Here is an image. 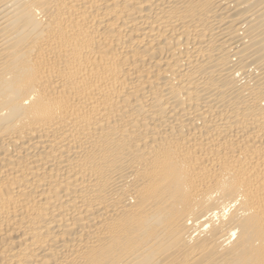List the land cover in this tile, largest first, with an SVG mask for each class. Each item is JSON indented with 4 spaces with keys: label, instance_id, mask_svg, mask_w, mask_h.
Instances as JSON below:
<instances>
[{
    "label": "bare ground",
    "instance_id": "obj_1",
    "mask_svg": "<svg viewBox=\"0 0 264 264\" xmlns=\"http://www.w3.org/2000/svg\"><path fill=\"white\" fill-rule=\"evenodd\" d=\"M0 264H264V0H0Z\"/></svg>",
    "mask_w": 264,
    "mask_h": 264
}]
</instances>
